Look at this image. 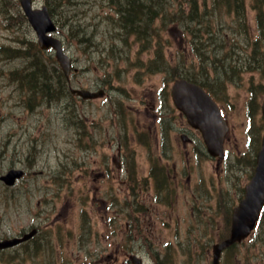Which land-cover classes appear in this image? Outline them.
I'll return each instance as SVG.
<instances>
[{
	"label": "rangeland",
	"instance_id": "1",
	"mask_svg": "<svg viewBox=\"0 0 264 264\" xmlns=\"http://www.w3.org/2000/svg\"><path fill=\"white\" fill-rule=\"evenodd\" d=\"M183 1L170 0L168 8L175 10L182 6L189 11L186 9L188 2ZM198 1L201 7L206 4V7L214 8L213 0ZM119 2L34 0L36 7L46 5L49 8V13L58 22L66 51L75 59L79 70L71 75L73 86L97 89L99 84L106 89L102 97L85 100L68 96L67 102L58 107L39 104L38 97H29L24 92L21 80L10 83L12 78L6 72L11 68H21L25 58L0 53V174L15 166L24 167L28 174L23 183L13 188L0 181V234L13 233L22 226L40 223L42 218L36 220L34 215L36 210H41L38 200L42 201L44 210H61L63 215L79 210L84 205L77 204L75 199L82 188L88 191L83 182L86 177L78 168L79 164L88 160L93 168L99 170L102 166L100 160L106 159L104 156L110 154L112 158L119 144L125 146L127 143L132 147L130 151H135L143 174L149 173L150 159L162 160L171 168L175 166L174 174L180 176L175 184V202L170 206L160 205L155 202L154 191L151 190L142 196L148 210H133L137 218L135 229L132 224L128 225L127 218L115 219L109 225L103 217L84 237L88 239L87 245L91 247L90 241H97L100 248L109 242L106 235L110 231V261L103 264H132L127 263L122 254H115L117 247L114 248V245L117 242L121 244L122 238H126L129 245L120 249L125 252L134 249L145 255L147 264H207L204 257L207 248L225 234L232 208L238 203L253 172L250 158L261 137L262 127L259 115L254 112L251 115L253 127L248 131L251 124L247 110L251 96L250 80L261 84L262 89L256 95L264 90V69L252 63L254 49L257 47L260 50L261 46L249 48L246 70L254 69L253 72L245 70L238 74V71H233L230 79L214 86L221 95L219 103L231 126L226 157L217 164L206 154L201 134L179 115L168 91L176 65L193 68L196 48L200 46L203 49L202 45L206 43L207 47L203 50L208 53L214 48L209 41L220 43L227 39L225 44L229 45L238 37V29L234 26L239 25V18L233 12L228 15L229 7L224 5L220 12L217 10L215 14H209L213 17L212 21L217 17L214 27L219 34L209 36L210 33L204 29L196 37L192 32L181 29L184 23L169 19L163 22L158 15L151 26L153 36L149 34L152 40L142 45L133 41L132 36L123 40L122 35L124 37L125 34H121L118 25L115 26ZM249 2L246 1L245 20L254 25L257 11ZM11 8L16 12L11 20L7 21L0 14V50L7 46L22 48L36 43V33L19 14L20 7L15 0H12ZM80 33L92 36V40H82ZM107 45L110 46L108 53ZM156 50L165 54L168 66L164 71H156L153 64L149 65ZM182 52L185 53V62ZM203 61L206 63L205 55ZM47 66L54 68L51 63ZM195 71L201 72L198 65ZM212 74L210 70L209 76ZM212 79L209 78L208 83L212 84ZM78 114L85 118L73 121ZM77 125L108 132L110 136L103 135L107 139L98 143L97 154L86 156L82 150L85 147L84 136L77 143L73 142ZM182 132L193 137L194 141H183ZM59 160L67 162L64 171H60L71 178V183H47ZM96 184L99 185L96 180L88 183L93 189L98 187ZM112 184L117 186L118 181H112ZM44 195L54 199H49L47 205ZM116 201L121 202V199ZM90 206L87 203L86 208ZM110 210L113 213L115 209L112 207ZM44 216L45 213H42ZM139 216L143 225L138 220ZM145 216L146 225L143 223ZM75 219L73 214L71 223ZM69 244L67 241L66 259L73 258V262L70 260L68 264H77L70 251L75 248L69 247ZM152 250L160 253V262L153 259ZM35 258L43 264L41 256ZM33 259H27L23 264H31ZM0 262L11 264L3 260ZM222 264H264V218L246 241L236 246L231 254L224 255Z\"/></svg>",
	"mask_w": 264,
	"mask_h": 264
},
{
	"label": "trees",
	"instance_id": "2",
	"mask_svg": "<svg viewBox=\"0 0 264 264\" xmlns=\"http://www.w3.org/2000/svg\"><path fill=\"white\" fill-rule=\"evenodd\" d=\"M180 1V0H179ZM247 0H213V9L206 7H201L198 0H184L183 2H188L187 10L184 7L179 6L175 10H170V0H120L117 3V20H115V26L118 25L123 31L125 36H122L123 40L127 37L132 36V40L139 41L142 45H146L148 40H152L151 34L152 23L155 17L161 15L163 22L165 19L172 20L173 22L184 23L181 28L185 32H192L193 36H199L200 30H207L209 36H217L219 32L215 30L213 17L209 16L210 13H214L218 10H222L224 5L229 7L228 13L233 12L239 18V25L234 26L238 29V34L240 37H236L230 45H226L225 37L223 40L225 42L214 43L212 42L214 48L211 52H206V43L196 48L195 56L197 57L196 63L193 66L200 64L205 55V64L203 61L200 64L201 72H196L195 67L192 69L175 66L173 72L174 78L178 76H185L192 80L201 82L206 88L216 95L218 90L215 88L222 85V82L226 79H230V73L233 71H238V74L246 70L247 58H248V45L251 40V29L250 23L245 20V8ZM12 0H0V14L4 15L7 21L11 20L12 13ZM249 5L256 9L255 14V24L259 32H264V0H250ZM213 14V15H214ZM226 14V13H225ZM229 15V14H228ZM224 25H222L223 27ZM179 29V28H178ZM82 40H92L91 37H87L85 33L79 34ZM152 35V34H151ZM153 36V35H152ZM156 40V39H155ZM217 41V40H216ZM149 44V43H148ZM233 45L240 47L238 50ZM33 46V47H32ZM4 50H0L3 54H12L14 57L25 58L24 64H27L25 68H19L12 70L14 78L25 76L29 79L30 89L33 93H40L45 99H58L59 93L58 88L60 86L56 85L55 76L50 74L45 67V61L52 62L53 59L45 57V53L41 51L37 44L25 45L24 47H3ZM107 53L110 50V46L107 45ZM2 51V52H1ZM8 51V53L6 52ZM213 53V54H212ZM182 60L185 62V53H183ZM263 55V52L260 54ZM161 56V60L158 57ZM153 59L149 62V65L153 64L156 71L166 70L168 62L165 58V54L156 50ZM263 59V57H262ZM175 60V59H174ZM212 70V76H209V71ZM17 76V77H16ZM213 77L211 83H208V79ZM13 78V79H14ZM23 78V77H22ZM215 86V87H214ZM215 89V91H214ZM61 90V88H60ZM56 92L58 93L56 95ZM216 92V93H215ZM258 95L251 96L249 100V112H257L260 100Z\"/></svg>",
	"mask_w": 264,
	"mask_h": 264
},
{
	"label": "water",
	"instance_id": "3",
	"mask_svg": "<svg viewBox=\"0 0 264 264\" xmlns=\"http://www.w3.org/2000/svg\"><path fill=\"white\" fill-rule=\"evenodd\" d=\"M22 4L29 20L36 29L39 42L42 47L52 46L56 49L57 57L67 71L70 66V58L63 52L61 41L58 38L47 35L49 30H54L55 25L44 7L33 9L31 0H22ZM74 91V90H73ZM84 97H92L102 94V91L89 90L75 91ZM172 96L177 107L182 110L189 123L199 128L204 136L208 150L212 155L223 156V141L228 129L220 109L211 95L196 82L185 78L177 79L172 86ZM264 113V103L262 105ZM21 172L11 169L2 178L7 183H13ZM264 204V135L262 146L257 154L255 172L250 182L245 187V197L234 209L232 217V229L229 238L215 245L214 264H217L220 250L236 240H241L248 235L255 225L262 205ZM13 240L0 241V247L13 244ZM139 263V262H138Z\"/></svg>",
	"mask_w": 264,
	"mask_h": 264
},
{
	"label": "flooded vegetation",
	"instance_id": "4",
	"mask_svg": "<svg viewBox=\"0 0 264 264\" xmlns=\"http://www.w3.org/2000/svg\"><path fill=\"white\" fill-rule=\"evenodd\" d=\"M94 141V142H93ZM97 136H91L90 139L88 140V144H91L92 142L95 144L97 143ZM121 155H122V152H121ZM104 158L106 159H101L100 162L102 163H105L107 165V167H105L103 170L100 171L101 174H104L106 176L105 173L109 172L110 170V158H108V156H104ZM85 170L84 172H90L91 169H89L88 167H91L92 163L88 160H85ZM81 166V165H80ZM82 167V166H81ZM84 167V166H83ZM114 170V167L112 168ZM127 169H124V171L126 172ZM84 177H87V175L83 174ZM174 177H179L177 174L174 175ZM53 214L55 216H53L52 218H50V215H51V212L48 213V219L50 220L51 219V222L50 224H48L46 227V231H41V225H38L36 226L37 228V233L35 236H33L29 241H30V244L31 245H37L39 244L40 242H47V241H51V242H54L55 244H57L58 246L61 245V240H62V236L60 234V228H62L63 224H64V221L66 220V217L62 214V211L61 210H52ZM109 218V217H108ZM58 226V227H57ZM57 227V228H56ZM31 228H34V227H31ZM51 228H55V233L52 232ZM37 236V237H36ZM79 236L81 237L82 236V230H81V227H80V232H79ZM19 245H16L14 247H11L10 249H3L1 252L3 253H10V254H15L19 248ZM82 247V242H80V248Z\"/></svg>",
	"mask_w": 264,
	"mask_h": 264
}]
</instances>
